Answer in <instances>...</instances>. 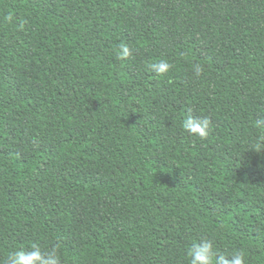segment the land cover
<instances>
[{
	"label": "trees",
	"instance_id": "obj_1",
	"mask_svg": "<svg viewBox=\"0 0 264 264\" xmlns=\"http://www.w3.org/2000/svg\"><path fill=\"white\" fill-rule=\"evenodd\" d=\"M259 119L264 0H0V260L189 264L205 238L264 264Z\"/></svg>",
	"mask_w": 264,
	"mask_h": 264
},
{
	"label": "clouds",
	"instance_id": "obj_2",
	"mask_svg": "<svg viewBox=\"0 0 264 264\" xmlns=\"http://www.w3.org/2000/svg\"><path fill=\"white\" fill-rule=\"evenodd\" d=\"M11 19V17H9ZM133 55L132 49L127 44L121 43L116 51V58L125 61ZM173 65L167 59H159L148 65L151 72L158 76L167 75ZM195 76L199 77L204 68L200 64L193 66ZM258 129L264 128V119L256 122ZM182 130L190 136L200 140H206L212 129V121L207 116H196L189 112L182 120ZM264 142V134L257 139L253 147ZM264 146V145H261ZM189 264H247L246 253L242 249L233 250L231 253H220L212 239L201 238L193 240L187 248ZM0 264H62L61 256L55 247L42 250L36 243L27 248H20L9 252Z\"/></svg>",
	"mask_w": 264,
	"mask_h": 264
}]
</instances>
